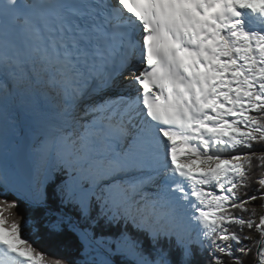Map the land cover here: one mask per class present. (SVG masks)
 <instances>
[{
	"label": "snow or ice",
	"instance_id": "snow-or-ice-1",
	"mask_svg": "<svg viewBox=\"0 0 264 264\" xmlns=\"http://www.w3.org/2000/svg\"><path fill=\"white\" fill-rule=\"evenodd\" d=\"M256 201L264 0H0V264H264Z\"/></svg>",
	"mask_w": 264,
	"mask_h": 264
},
{
	"label": "trees",
	"instance_id": "trees-1",
	"mask_svg": "<svg viewBox=\"0 0 264 264\" xmlns=\"http://www.w3.org/2000/svg\"><path fill=\"white\" fill-rule=\"evenodd\" d=\"M259 173H260V170L259 169H254V174L255 175H259ZM249 192H251V188L249 189ZM260 204H261V201H256V202H253V205H248V207H250V208L253 207V206H255L256 217L259 216V215H257L259 212L261 214L264 211V208L260 207ZM20 211H22V209ZM236 215H241V213L237 212ZM245 218H247L246 215H245ZM247 231L248 230L245 229V232H247ZM253 235L255 236V233H253ZM36 246L40 250H42L43 252L49 254L50 257L51 256H56V255H61V254H66L64 252V250L59 249V248H56L53 245L48 244V243H45V242L40 241V240H37L36 241Z\"/></svg>",
	"mask_w": 264,
	"mask_h": 264
},
{
	"label": "rangeland",
	"instance_id": "rangeland-1",
	"mask_svg": "<svg viewBox=\"0 0 264 264\" xmlns=\"http://www.w3.org/2000/svg\"><path fill=\"white\" fill-rule=\"evenodd\" d=\"M262 214H264V211H263L261 214H260V212H259L257 215H259V216H260V215H262ZM259 216H257V217H256V219H257V222H258V217H259ZM33 239H35V238H33Z\"/></svg>",
	"mask_w": 264,
	"mask_h": 264
}]
</instances>
